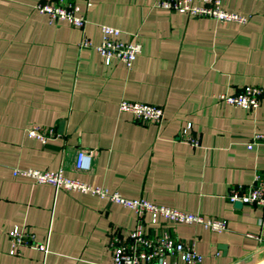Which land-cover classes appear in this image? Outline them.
<instances>
[{
	"label": "crops",
	"instance_id": "0c3cea01",
	"mask_svg": "<svg viewBox=\"0 0 264 264\" xmlns=\"http://www.w3.org/2000/svg\"><path fill=\"white\" fill-rule=\"evenodd\" d=\"M38 1L0 0V264H109L110 235L135 223L118 203L12 175L27 168L60 169L124 198L223 220L214 232L144 217L143 230L193 243L200 264H264V206L227 199L231 187L264 176V147H245L252 132H264V0H220L242 23L152 7L153 0H93L81 29L39 13ZM75 2L82 10L83 0ZM101 24L139 42L129 69L78 45H96ZM244 85L263 90L255 109L217 101ZM121 99L162 107L161 122L136 123L118 111ZM187 122L197 146L177 138ZM29 125L56 136L40 144L26 136ZM78 149L94 150L86 171L73 168ZM21 225L46 251L19 245L8 253L7 232Z\"/></svg>",
	"mask_w": 264,
	"mask_h": 264
},
{
	"label": "built area",
	"instance_id": "2783aa9c",
	"mask_svg": "<svg viewBox=\"0 0 264 264\" xmlns=\"http://www.w3.org/2000/svg\"><path fill=\"white\" fill-rule=\"evenodd\" d=\"M93 0H83L81 10L75 0H43L33 5L39 13L46 14L50 20L65 21L72 27L81 29L86 23L85 11L92 5ZM152 7L162 8L169 11L183 13L191 17L210 18L219 22L245 21L243 15L223 9L220 0H153ZM100 40L96 45L82 38L80 47H93L105 64L110 59L120 61L129 69L135 57L140 52V44L134 39L120 40L118 37L122 31L110 25H99ZM133 37L136 34L132 35ZM263 90L256 85H244L231 93H218L217 101L222 104L242 109L253 110L258 106ZM118 111H125L132 115L133 120L139 124L154 123L158 125L163 118L162 107L147 103L119 100ZM190 123L187 122L177 135L180 141L190 146H197L198 140L188 130ZM27 137L45 144L53 139L56 133L52 127L29 125L24 130ZM254 145L264 147V132L254 131L245 143L250 149ZM94 155L93 149H78L73 159V168L77 171H86L90 168ZM12 175H19L31 179L34 183L49 184L54 190L79 191L90 193L111 202L118 203L129 208L135 216L132 229L124 236L111 234L106 244L110 253L109 264H200L202 255L198 253L193 243L185 242L171 236L166 230L158 234L149 235L144 232L146 223L150 225L158 223L159 220L168 223H195L200 224L214 232L225 229L223 220H215L202 217L199 214L182 212L164 205H157L143 198L128 199L116 193H110L99 187H91L76 179L66 177L61 170L48 171L37 169H12ZM230 202L240 201L254 207L264 206V176L254 173L252 181L247 187L239 185L231 187L227 193ZM10 241L9 254L15 252L19 245H27L36 249L46 251V247L40 243H34L32 234L24 225L14 226L7 232Z\"/></svg>",
	"mask_w": 264,
	"mask_h": 264
},
{
	"label": "water",
	"instance_id": "95a60500",
	"mask_svg": "<svg viewBox=\"0 0 264 264\" xmlns=\"http://www.w3.org/2000/svg\"><path fill=\"white\" fill-rule=\"evenodd\" d=\"M234 204L237 205V206H239V205H241L242 203H241L240 201H234Z\"/></svg>",
	"mask_w": 264,
	"mask_h": 264
}]
</instances>
